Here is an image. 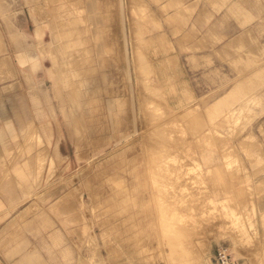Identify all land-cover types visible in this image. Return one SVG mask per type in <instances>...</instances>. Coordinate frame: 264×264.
Returning <instances> with one entry per match:
<instances>
[{"label":"rangeland","instance_id":"rangeland-1","mask_svg":"<svg viewBox=\"0 0 264 264\" xmlns=\"http://www.w3.org/2000/svg\"><path fill=\"white\" fill-rule=\"evenodd\" d=\"M0 30V264H264V0H0Z\"/></svg>","mask_w":264,"mask_h":264},{"label":"crops","instance_id":"crops-1","mask_svg":"<svg viewBox=\"0 0 264 264\" xmlns=\"http://www.w3.org/2000/svg\"><path fill=\"white\" fill-rule=\"evenodd\" d=\"M9 33H10V39H11V42H12L13 46L14 47H17L18 46V42H17V40H16V38L14 36L13 30H9ZM0 40L5 43V41L3 39V34H2V31L1 30H0ZM61 43H63V42H61ZM58 44H60V42H58ZM60 55H61L60 58H56L57 59V62L56 63H53V60L54 59L51 58L52 55L45 54V56H44L45 64H47L48 66H53L54 65V66H57V67L60 66V65L64 66L63 65V54L61 53ZM7 56L10 57L9 54H7ZM28 58H31L32 59V61H33L32 62V65H34L35 67L38 65V61L36 59H34L32 55H29V56L20 55V56H18V59H19L20 63H24ZM63 71L66 73V75L69 73V70L66 67H65V69H63ZM7 127H10L11 128V126L9 124L7 125ZM5 136H6V133L0 129V137L3 138ZM53 164H54L53 158L50 157V156H48V158H47V169H48L49 172L52 171L53 166H54Z\"/></svg>","mask_w":264,"mask_h":264},{"label":"built area","instance_id":"built-area-1","mask_svg":"<svg viewBox=\"0 0 264 264\" xmlns=\"http://www.w3.org/2000/svg\"><path fill=\"white\" fill-rule=\"evenodd\" d=\"M212 264H242L236 257L229 246L222 243L216 247Z\"/></svg>","mask_w":264,"mask_h":264},{"label":"bare ground","instance_id":"bare-ground-1","mask_svg":"<svg viewBox=\"0 0 264 264\" xmlns=\"http://www.w3.org/2000/svg\"><path fill=\"white\" fill-rule=\"evenodd\" d=\"M141 8H142V6H141ZM138 12H140V10H138ZM158 23V22H157ZM142 40V39H141ZM113 83V82H112ZM98 88V87H97ZM97 90V89H96ZM102 111V110H101ZM157 155H158V153H157ZM160 155V154H159ZM162 158V157H161ZM159 161V160H158ZM120 218V217H119ZM123 220V219H122ZM124 221H126V219L124 220ZM117 223H119V221L117 222ZM188 226V225H187ZM120 228V227H119ZM180 228V227H179ZM189 232V231H188ZM139 237V236H138ZM128 239H132V237L130 236V237H127L126 239H121L120 240V244H122V243H124V241H126V240H128ZM142 238H140V239H138V240H136L135 241V243H131V244H135V245H130V246H126L127 247V249H128V247L129 248H133V250L135 249V247H137V249L138 248H140V245L142 244ZM182 241V240H181ZM179 245H181V244H179ZM191 245V244H190ZM179 247H181V246H179ZM121 248H123V247H121ZM126 249V250H127ZM137 249H135V251L137 250ZM181 249L182 248H180V251H181ZM183 250V252H184V248L182 249ZM134 253V252H133ZM182 254V253H181ZM185 259V258H184ZM182 261V260H181ZM184 261V260H183ZM182 261V262H183ZM185 262V261H184ZM142 263H144V261L142 262V261H140V260H137L135 257H133V256H130V259H129V262H127V264H142ZM153 262H150V264H152ZM179 263V262H178ZM124 264V263H123ZM184 264V263H183ZM188 264V263H187Z\"/></svg>","mask_w":264,"mask_h":264}]
</instances>
